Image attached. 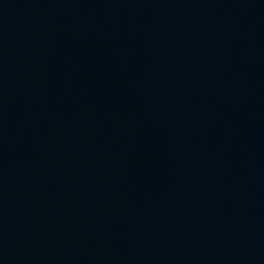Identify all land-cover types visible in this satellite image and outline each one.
Returning a JSON list of instances; mask_svg holds the SVG:
<instances>
[{
  "label": "water",
  "instance_id": "water-1",
  "mask_svg": "<svg viewBox=\"0 0 264 264\" xmlns=\"http://www.w3.org/2000/svg\"><path fill=\"white\" fill-rule=\"evenodd\" d=\"M0 264H264V0H0Z\"/></svg>",
  "mask_w": 264,
  "mask_h": 264
}]
</instances>
